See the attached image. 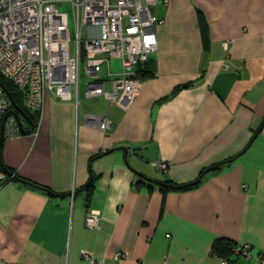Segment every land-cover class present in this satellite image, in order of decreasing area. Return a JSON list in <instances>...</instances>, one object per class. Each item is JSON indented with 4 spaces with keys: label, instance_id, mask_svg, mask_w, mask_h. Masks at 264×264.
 <instances>
[{
    "label": "crops",
    "instance_id": "1",
    "mask_svg": "<svg viewBox=\"0 0 264 264\" xmlns=\"http://www.w3.org/2000/svg\"><path fill=\"white\" fill-rule=\"evenodd\" d=\"M151 12L163 21L157 52L134 69L143 87L129 109L46 95L35 127L21 119L32 132L4 134L0 163L16 178L0 184V261L251 264L214 243L264 251V0H159ZM87 113L111 128L76 122ZM202 171L165 197L138 184L185 185Z\"/></svg>",
    "mask_w": 264,
    "mask_h": 264
},
{
    "label": "built area",
    "instance_id": "2",
    "mask_svg": "<svg viewBox=\"0 0 264 264\" xmlns=\"http://www.w3.org/2000/svg\"><path fill=\"white\" fill-rule=\"evenodd\" d=\"M159 0H0V76L24 93L25 108L40 110L46 95L59 101L76 103L80 92L81 63L87 81L84 97L103 98L122 110L131 107L142 90L143 82L135 77L134 69L157 52L156 25L163 24L151 12ZM166 4L167 0H163ZM69 4L75 27L74 55L70 52L71 34L68 14L57 5ZM227 42L226 44H229ZM264 53V40H263ZM111 60L120 61V71L112 73ZM106 67V75L99 73ZM107 85L109 86L107 89ZM10 103L0 86V120L7 114ZM105 133L111 128L106 115L84 114L76 122ZM4 134L19 137L13 117L5 121ZM160 171L167 166L153 163ZM15 174L0 170V184ZM99 216L90 211L85 217L88 229H97ZM234 255L251 264H264V251L253 254L250 245L232 248ZM82 256L91 263L90 253ZM117 258L125 257L122 253ZM0 264H9L0 261ZM219 264H227L221 261Z\"/></svg>",
    "mask_w": 264,
    "mask_h": 264
},
{
    "label": "trees",
    "instance_id": "3",
    "mask_svg": "<svg viewBox=\"0 0 264 264\" xmlns=\"http://www.w3.org/2000/svg\"><path fill=\"white\" fill-rule=\"evenodd\" d=\"M135 77L139 79V77L136 74H135ZM0 86L5 91L7 98L9 100V103H10L9 109L7 111L8 117H13L14 119L18 118L20 122L22 119L24 121H27L29 124H31L35 127L37 124V121L39 119V115H40L39 110L31 111V110L25 108V106L23 104L24 93L22 91L18 90L15 87V85H13L10 81L4 79L1 76H0ZM187 87H189V85H184V86H181L180 88H176L175 91H178L181 88H187ZM1 121L2 120H0V144H1V141L4 137V131L2 132V136H1ZM33 130L29 129L23 133H29V132H32ZM20 134H22V133L20 132ZM220 166H221V164L214 165L210 169H212V170L213 169H219ZM0 170L4 171L7 175H10L13 173V172H10L7 169H5L1 165V163H0ZM203 174H204V171H202L200 173L198 180H197L198 182L202 178ZM15 178H16V174L12 180H14ZM149 183H155L158 186L163 197H165V195L167 193L188 190V189L195 187L198 184L197 183L194 186L191 185L190 183L185 184V185H176L174 183H171L170 181L154 182V181H149L146 179L140 180L138 182V184H149ZM92 188H93V183L90 182L84 187V190L89 192V191H91ZM232 248H233V245L231 243H229L227 241H220V242L214 243L213 252L216 255L223 257L224 259H228V257H230V255H233Z\"/></svg>",
    "mask_w": 264,
    "mask_h": 264
},
{
    "label": "rangeland",
    "instance_id": "4",
    "mask_svg": "<svg viewBox=\"0 0 264 264\" xmlns=\"http://www.w3.org/2000/svg\"><path fill=\"white\" fill-rule=\"evenodd\" d=\"M57 8L59 11L65 12L68 14V24H69V31L71 34V42H70V52L71 55H74V34H75V27L74 23L72 20V13H71V7L69 4H58ZM109 67L112 73L117 74L120 71V61L119 60H111L109 62ZM80 75H81V83H80V93L81 95L83 94L84 91V83L87 81V77L84 72V63H81V68H80ZM101 77L106 75V67H103L101 72L99 73ZM109 86L107 85V89ZM82 99V98H81ZM91 101V100H90Z\"/></svg>",
    "mask_w": 264,
    "mask_h": 264
},
{
    "label": "water",
    "instance_id": "5",
    "mask_svg": "<svg viewBox=\"0 0 264 264\" xmlns=\"http://www.w3.org/2000/svg\"><path fill=\"white\" fill-rule=\"evenodd\" d=\"M7 118H8V114H6V115L3 117L2 121H1V136H2V132L4 131L5 121H6ZM15 121H16V123H17V126H18L19 131H20V132H24V131L22 130L21 123H20L19 119L16 118ZM33 129H34V128L32 127L31 130H33ZM197 183H198V181H194V182H192V183H190V184H191V185H195V184H197Z\"/></svg>",
    "mask_w": 264,
    "mask_h": 264
}]
</instances>
